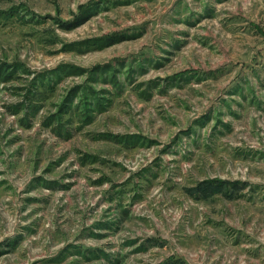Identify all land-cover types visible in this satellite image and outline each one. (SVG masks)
<instances>
[{
	"label": "rangeland",
	"instance_id": "1",
	"mask_svg": "<svg viewBox=\"0 0 264 264\" xmlns=\"http://www.w3.org/2000/svg\"><path fill=\"white\" fill-rule=\"evenodd\" d=\"M0 264H264V0H0Z\"/></svg>",
	"mask_w": 264,
	"mask_h": 264
}]
</instances>
